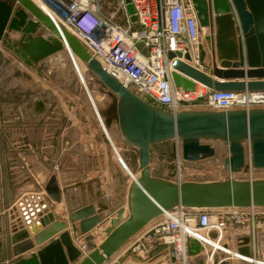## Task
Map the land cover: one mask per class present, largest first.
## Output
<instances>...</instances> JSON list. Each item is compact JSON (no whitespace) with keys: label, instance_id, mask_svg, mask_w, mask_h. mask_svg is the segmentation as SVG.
Masks as SVG:
<instances>
[{"label":"water","instance_id":"obj_1","mask_svg":"<svg viewBox=\"0 0 264 264\" xmlns=\"http://www.w3.org/2000/svg\"><path fill=\"white\" fill-rule=\"evenodd\" d=\"M230 1L241 36L227 0H190L200 38L210 51L211 63L205 65L202 45L198 52L203 72L173 61L171 78L175 87L193 92L196 83L214 92H264V0ZM135 22L136 18L131 15L130 23ZM203 29L208 30L206 35L202 34ZM67 51L84 65L87 75L84 87L76 80L74 100L66 101L75 106L74 113L70 115L67 109L60 110L63 108L60 100H55L53 106V95L45 89L42 99L27 96L31 101L24 117L40 121L49 110L53 113L59 109L56 118L71 123L69 130L58 136L63 151L67 150L62 147L65 139L73 152L81 148L85 155L97 146L103 147L98 153L108 156L110 179L114 182L117 177L110 162L112 151L121 155L123 149L131 148L137 152L136 172L131 181L118 186L116 204L111 202L116 194L104 193L102 189L93 193L89 188V184L94 183L100 189L97 174L93 180H87L88 204L70 207L66 215L71 237L66 231L67 223L56 219L49 209L51 203L63 207L57 174L43 172L41 175L40 168L31 160L25 161L29 170L17 162L16 168L22 170L28 184L15 194L39 187L44 195L24 197L8 208L5 217L0 215V264H5L2 252L6 244L13 259L9 264H104L150 222L173 209L264 208V177L261 176L264 172V109L176 113L159 110L106 73L70 32L57 26L33 1L0 0V81H5L4 94L37 93L54 74L64 76L66 70L74 73ZM175 56L180 57L169 54V58ZM185 59L189 57L186 55ZM68 85L65 83L64 87ZM89 93L95 98L91 109ZM86 116L88 126L84 124ZM77 120L83 123L78 124ZM49 127L55 132L57 125ZM82 136L87 144L81 143ZM166 142H172L174 150L178 144L184 163L217 164L218 176L182 181L154 176L152 147ZM73 154L68 151V155ZM66 177L63 175V185L69 183ZM75 185V188H83L79 182ZM110 188L113 191L114 184H109ZM70 191H63L65 197ZM18 211L26 225L30 224L29 218L35 221L37 216L39 219L26 231ZM98 231L104 236L101 243L86 253L81 251L89 243L86 239H92ZM210 237L214 238L215 233L211 232ZM73 239H80L77 246ZM249 243L248 237L235 239L237 254L249 259ZM200 251L199 244L189 240L187 253L197 256L190 264H204V258L198 256ZM218 261L214 255L213 264H229ZM118 264H175V261L166 245H158L144 262L138 257H125Z\"/></svg>","mask_w":264,"mask_h":264},{"label":"built area","instance_id":"obj_2","mask_svg":"<svg viewBox=\"0 0 264 264\" xmlns=\"http://www.w3.org/2000/svg\"><path fill=\"white\" fill-rule=\"evenodd\" d=\"M32 1L67 28L106 73L159 110L176 113L187 110L193 103L201 110L218 112L264 109V92H214L196 83L193 92H185L173 85L171 74L175 60L204 71L199 63V45L205 51V65L211 63L210 51L200 38L190 0H122L124 25L114 23L113 16L101 17L96 0ZM227 1L241 36L236 12L231 1ZM127 7L132 8L134 24L130 23ZM202 31L205 35L208 33L206 29ZM169 54L180 57L169 58ZM186 55L189 60L185 59ZM175 150L179 152L178 144ZM213 178L191 171L183 177L179 167L176 175V181ZM211 232L215 233L214 238L210 237ZM238 237L249 238V259L237 254L235 239ZM189 240L199 244L198 256L204 258V264H213L214 255L218 262L229 264H264V208H176L144 227L125 245V252L142 254L143 244L152 247L157 241L153 248L166 245L175 264H190L197 256L188 255Z\"/></svg>","mask_w":264,"mask_h":264},{"label":"crops","instance_id":"obj_3","mask_svg":"<svg viewBox=\"0 0 264 264\" xmlns=\"http://www.w3.org/2000/svg\"><path fill=\"white\" fill-rule=\"evenodd\" d=\"M127 13L130 16L133 15V11L129 13V7H127ZM12 103L9 105L6 104L5 106L0 104V107L3 108L5 113H8V110H10V112H15V107ZM24 106H27V103H25ZM51 106L52 104L50 105V108ZM71 109L72 108H70V110ZM1 113H3V111H1ZM50 113L52 114V112ZM9 115L10 114L0 115V215L5 217L8 208L15 205L16 201H20L24 197H28L29 195H44L43 191L39 190V187H36L37 189L35 190H20L21 192L19 194H15L16 191L11 193V185H17L18 187L20 186V188H25L24 186L28 184L25 182L22 170H18L16 168V163L21 162L24 164L25 169L29 170V167L25 163L26 160L33 161V163L40 168L41 172H39L41 175H43V172H45L47 175L57 174L63 207L51 203L49 205V209L56 219L64 220L67 223L68 227L66 231L70 233L71 237H73L70 229L71 225L67 220H65L67 212L69 211L70 207H79L84 205L83 203H85V205L88 204L90 194L87 191L88 187L85 183L87 180H93L95 174H97V179L99 178V181H101V185L100 189H98L94 183L89 184V188L92 189V192L99 193L102 189L104 193L109 192L111 194H116L114 197H112L111 202L115 204L117 203V188L118 186L123 187L125 182L120 181L116 175L115 176L117 177V180L114 182L111 181L109 172V158L107 155L103 156L98 153L101 147L97 146L96 149L85 155L81 148L73 152V147H69V143L67 142V139H65L63 145L62 143L61 145L63 148H67V150L63 151V149L59 147L60 140H58L60 129H62L64 125L63 119H60V122L56 116H46L44 120L34 121L33 119H30V121L24 116H18L16 114H12V116ZM82 118L83 117H81V119ZM65 121L69 124L67 120ZM80 122L82 121H76L78 124H80ZM49 125H57L55 132H53V128L49 127ZM86 125L88 126V124ZM67 128L68 126L63 130L62 133L60 132L61 136L67 131ZM80 141L81 143L87 144V139L84 136L81 137ZM68 151H72V154L76 153V156L78 155L80 158L78 159V156L76 157L74 154V156L68 155ZM82 157H84L85 160H82ZM110 160L113 168H116L113 157ZM207 164L209 165L208 167H213V163ZM104 169L108 171L105 172ZM63 175L67 176L66 181L69 182L66 185L62 184L64 179ZM75 182L81 183L83 188H75ZM109 184L111 186L114 184L115 188L113 191L111 188L109 189ZM65 189L71 190L67 197H65V193L63 192ZM103 199H105V196ZM18 213L19 218L22 221L21 223H23L24 230L26 231L39 219L37 216L34 217L36 219L35 221L33 218H29L30 224L26 225L27 223L23 221L20 211H18ZM106 227L107 225H105L103 229ZM97 233L98 234L92 239H86V241L89 243L87 244V247L82 248L81 251L88 252L90 250V246H93L94 244V239L96 240L97 244L103 240L104 236L102 235L101 231H98ZM29 239L32 240V235H29ZM79 241L80 239H73V243L76 246L78 245ZM5 246L6 248L3 249L2 252V260L5 261V264H9V262L13 259H11L9 256L8 244ZM126 249L127 246L123 247L117 254L108 259L104 264H118V262L122 259L121 255L127 253L125 252Z\"/></svg>","mask_w":264,"mask_h":264},{"label":"rangeland","instance_id":"obj_4","mask_svg":"<svg viewBox=\"0 0 264 264\" xmlns=\"http://www.w3.org/2000/svg\"><path fill=\"white\" fill-rule=\"evenodd\" d=\"M98 7H100V15L103 18H110L113 16L112 21L116 23L117 25H124V15H123V5H122V0H96ZM129 11H132V8L129 7ZM75 75L73 72L70 73L69 70H66L65 73L67 75L64 76H56L55 74L51 77V80L47 82L46 84L42 85L41 91L37 93H14L11 92V94H1L0 95V104L6 105V104H14L15 107V112H9L5 113L3 108L0 107V115H6L10 114L9 116H12V114H16L18 116H24V112L26 111L27 106H24L25 103L27 105H30V99L27 98V96H32L33 98L36 99H42L44 93L46 94L45 89H49V93H51L52 99L54 100L53 106L56 105L55 100H60L62 101L63 108H59L60 110L67 109V113L72 115L74 113L73 110H75V106L71 104H67L66 101H71L74 100L72 98L73 94V88L74 85L76 84V80H78L79 84L81 85L84 84V80L87 77L86 74L82 72V70L77 69L74 67L73 69ZM69 72V73H68ZM73 75V78H72ZM68 83V87H64V84ZM54 87V88H52ZM11 102V103H9ZM89 103L91 106L93 105V100L91 96L89 95ZM0 105V106H1ZM89 105V104H88ZM90 106V107H91ZM70 108H72L70 110ZM14 109V108H13ZM55 110L52 114L50 113V110L47 114V116H57L58 110ZM187 110H201L199 109L194 103L188 107ZM3 111V113H1ZM63 114V113H62ZM61 122V120H59ZM88 117L86 116V121L84 120V124H88ZM83 122H80L82 124ZM63 127L60 129V132L62 133L63 130L68 126L67 130H69L71 123L69 124L63 120ZM59 132V133H60ZM64 134V133H63ZM100 149H103L101 147ZM121 156L123 157L124 163L127 165L130 173L135 174L136 168H137V152L131 148H128V150L123 149ZM113 160L116 164V168H113V173L120 179V181L127 183L129 180V176L123 172L122 167L120 164L118 165L117 162L114 158V154L112 155ZM153 164V175L166 179V180H173L176 181V175L178 173V167L179 171L182 174L183 177H186L189 174V171L191 172H198V173H203L206 175V177H217L216 175L219 174V169L217 164L213 162H201V163H196V164H188L184 163L180 159V152H177L176 150L173 149V143L172 142H166L158 145H154L152 147V155H151ZM178 159V160H177ZM180 160V161H179ZM207 163H213V167H208L209 165ZM104 171H108L104 169ZM124 176V177H123ZM264 177V172L261 175ZM10 187V186H9ZM11 193L15 192L20 188L17 185H11ZM154 245L152 247H148L147 245L143 244L142 251L144 253L139 254V255H134V253H131L130 250L129 252L121 255L122 259L125 257H133L137 256L139 259H141L143 262L147 260L149 252L152 250V248L156 245L157 241H154ZM93 246H90V249L93 248L97 243L96 240L94 239ZM96 243V244H95Z\"/></svg>","mask_w":264,"mask_h":264},{"label":"bare ground","instance_id":"obj_5","mask_svg":"<svg viewBox=\"0 0 264 264\" xmlns=\"http://www.w3.org/2000/svg\"><path fill=\"white\" fill-rule=\"evenodd\" d=\"M32 1V0H31ZM46 11V14H48L49 16H50V14H49V11L48 10H45ZM54 20V22L57 24V26H59V27H63L62 26V24L60 23V22H58L57 20H55V19H53ZM63 28H65V27H63ZM68 32H69V30L67 29V28H65ZM203 32V34L205 33V31H202ZM66 55H67V57L69 58V60H70V64L72 65V67H73V69H74V67H76L77 69H79V70H82V72L84 73V74H86L85 73V67H83V65L78 61V59L74 56V55H72V54H70V52H66ZM58 57H60V59H62L61 58V55H59ZM87 76V75H86ZM87 78V77H86ZM86 78H85V80H84V84H82L81 83V87L83 86H85L86 85ZM89 95L91 96V98H92V100H93V105L95 104V98H94V95L93 94H91V93H89ZM92 105V106H93ZM91 106V104L89 103V107ZM91 106V107H92ZM91 107H90V109H91ZM100 128V127H99ZM100 130H101V128H100ZM110 140V139H109ZM111 141V140H110ZM111 143H112V141H111ZM113 144V143H112ZM116 151V150H115ZM113 152V151H112ZM115 153V152H114ZM113 153V154H114ZM118 153V152H117ZM117 153H115L114 154V158H115V160L116 161H118L117 162V164L119 163L120 164V166L122 167V169H123V172L125 173V174H127L128 176H130V177H134V175L133 174H131L130 173V171H129V169H128V167H127V165L124 163V160H123V157L118 153V155H117ZM116 156V157H115ZM118 164V165H119ZM129 177V178H130ZM132 179H130V181H131ZM101 240H102V238H101ZM100 243H101V241H100Z\"/></svg>","mask_w":264,"mask_h":264},{"label":"flooded vegetation","instance_id":"obj_6","mask_svg":"<svg viewBox=\"0 0 264 264\" xmlns=\"http://www.w3.org/2000/svg\"><path fill=\"white\" fill-rule=\"evenodd\" d=\"M5 81H0V95L4 94Z\"/></svg>","mask_w":264,"mask_h":264}]
</instances>
